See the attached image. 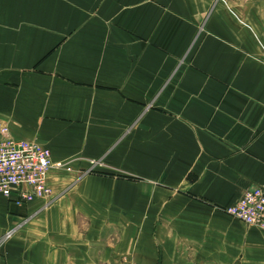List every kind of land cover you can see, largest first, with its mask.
<instances>
[{"label": "crops", "instance_id": "1", "mask_svg": "<svg viewBox=\"0 0 264 264\" xmlns=\"http://www.w3.org/2000/svg\"><path fill=\"white\" fill-rule=\"evenodd\" d=\"M0 123L72 167L0 264H264V0H0Z\"/></svg>", "mask_w": 264, "mask_h": 264}, {"label": "built area", "instance_id": "2", "mask_svg": "<svg viewBox=\"0 0 264 264\" xmlns=\"http://www.w3.org/2000/svg\"><path fill=\"white\" fill-rule=\"evenodd\" d=\"M97 164L93 161V165ZM53 168L72 170L68 162L55 161L49 148L34 141L14 138L9 127L0 123V195L18 204L52 198L53 189L48 176ZM223 210L234 218L264 229V188L245 191L236 203ZM1 258L0 249V261Z\"/></svg>", "mask_w": 264, "mask_h": 264}, {"label": "rangeland", "instance_id": "3", "mask_svg": "<svg viewBox=\"0 0 264 264\" xmlns=\"http://www.w3.org/2000/svg\"><path fill=\"white\" fill-rule=\"evenodd\" d=\"M225 212V211H224Z\"/></svg>", "mask_w": 264, "mask_h": 264}]
</instances>
